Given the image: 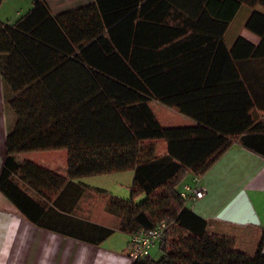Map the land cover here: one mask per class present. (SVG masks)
Segmentation results:
<instances>
[{
    "label": "trees",
    "instance_id": "trees-1",
    "mask_svg": "<svg viewBox=\"0 0 264 264\" xmlns=\"http://www.w3.org/2000/svg\"><path fill=\"white\" fill-rule=\"evenodd\" d=\"M243 7L250 10L245 28L260 42L238 37L227 49L224 33ZM0 55L6 110L15 119L5 138L0 192L33 224L54 229L46 223L73 210L88 190L104 198L120 231L135 234L166 223L161 256L131 264H264V232L254 253L241 251L233 237L209 232L180 193L188 173L203 175L235 140L264 157V121L234 134L206 119L205 108L208 113L217 102L220 67L205 80L200 67L264 58V0H94L55 16L44 0H32L14 22L0 21ZM183 60L192 66L169 68ZM183 73L187 80L178 79ZM150 99L195 124L162 125ZM63 148L67 177L15 160L20 152ZM127 170L133 178L126 199L74 182ZM70 191L75 199L67 206ZM88 225L94 236L76 237L99 244L113 233Z\"/></svg>",
    "mask_w": 264,
    "mask_h": 264
},
{
    "label": "crops",
    "instance_id": "crops-1",
    "mask_svg": "<svg viewBox=\"0 0 264 264\" xmlns=\"http://www.w3.org/2000/svg\"><path fill=\"white\" fill-rule=\"evenodd\" d=\"M11 1L15 2L13 10L3 13L7 10L5 6L11 4ZM44 1L51 15L55 16L63 11L92 3L94 0ZM25 6H28L27 10H25ZM31 7L32 0H3L0 4V21L14 22ZM249 14L248 10L242 18L243 23L240 26H237L236 17L229 24L223 36L227 49L233 47L238 37L246 39L254 46L260 42L257 35L245 28V21ZM3 63V57L0 55V172L6 157V134L15 120L13 112L6 110L4 95L8 92V87L1 76ZM168 65L172 70L180 68L182 71L192 66L189 60ZM164 66L166 67V65ZM200 67H202L203 80L207 78L210 69L220 67L219 69L215 68L214 79V85L218 90L217 102L210 112L207 113L208 108H205L207 120L234 134L247 130L255 121H264V58L218 63L204 61ZM178 79L187 80L188 73H183ZM248 102H251V105ZM148 103L162 125L195 124L191 117L179 112L175 107L165 105L156 99H150ZM157 147L159 152H164L162 142H159ZM66 153L67 160L63 167L59 169L50 165L47 168L67 177L68 150ZM15 160L17 163H22L26 159L21 158V155L17 153ZM113 173L109 174L113 175ZM131 173L130 185L127 184L125 188L126 194L130 193L132 170ZM192 178L193 175L188 173L183 184L191 182ZM74 182L92 189L101 188L94 185L87 176L74 179ZM20 184L24 188L26 187V184ZM197 184L203 188L204 195L200 199L187 202L191 211L206 221L209 232L231 236L235 240L237 249L248 254L254 253L262 232H264V157L241 146L235 140L213 165L199 176ZM108 189L111 192L106 189L102 190L117 197H124V191L119 188L108 187ZM26 192L36 197L30 188L26 189ZM74 192L70 191L69 194H66L67 206L69 201L71 203L75 199ZM64 214V216L54 215L52 221L46 223L54 229L33 224L0 192V264L132 263L128 257L131 234L118 230L117 223H112V219L116 217L105 210L104 198L86 190L79 199L75 200L73 210ZM88 223L110 227L113 229V233L99 244H93L76 237L78 235L89 236V234L91 237L94 236V229H90ZM87 229L90 230L89 233ZM117 232L120 235H127L125 248L124 245H119L116 241L110 242L111 237ZM262 253H264V245H262Z\"/></svg>",
    "mask_w": 264,
    "mask_h": 264
},
{
    "label": "rangeland",
    "instance_id": "rangeland-1",
    "mask_svg": "<svg viewBox=\"0 0 264 264\" xmlns=\"http://www.w3.org/2000/svg\"><path fill=\"white\" fill-rule=\"evenodd\" d=\"M82 1V0H77ZM11 4H7L5 6V8L7 9L6 11H4L3 13H9L11 11V9L13 10V7L15 6V2L11 1ZM25 10H27L28 6H25ZM24 10V11H25ZM249 9L248 8H241L240 11L238 12V15L236 16L235 21L238 22L237 26H240L243 23L242 18L245 16V14L247 13ZM250 11V10H249ZM182 118V117H181ZM169 119V118H168ZM67 150L66 149H52V150H42V151H24V152H20L18 153L19 155H21V158H25L28 161H31L39 166L45 167L47 168L48 166H54L55 168H61L63 167V165H65L66 160H67ZM61 172V170H60ZM115 174V175H114ZM131 170H127V171H123L121 173H113V175L111 174H102V175H94V176H87L90 178L91 182L98 186L101 187L99 189H106L107 191L111 192L108 187L110 188H119L120 190L124 191V197H122L123 199H126V197L129 195L128 193L126 194L125 192V188L127 186V184H129V182L131 181L130 179V175H131ZM199 179V177H198ZM130 185V184H129ZM184 186V184L182 185ZM199 186V185H198ZM123 188V189H121ZM203 189V188H202ZM105 190V191H106ZM121 194V193H120ZM113 220V224H116L118 219L114 218ZM124 236V237H123ZM112 239H110V242L113 241L119 245H124L125 248V244H127V235H120L119 232L115 233V235H113V237H111ZM126 238V240H125ZM154 247H152L150 249V257L152 259H157L159 257L160 251L158 248V243H156L155 245H153ZM130 250V242H129V248L128 251Z\"/></svg>",
    "mask_w": 264,
    "mask_h": 264
},
{
    "label": "built area",
    "instance_id": "built-area-1",
    "mask_svg": "<svg viewBox=\"0 0 264 264\" xmlns=\"http://www.w3.org/2000/svg\"><path fill=\"white\" fill-rule=\"evenodd\" d=\"M198 176H193L191 182L184 183L181 189V196L187 201H195L204 195V190L197 184ZM166 223L161 222L152 229L141 230L135 234H131L130 250L128 257L131 261L138 258H146L150 255V248L160 242L163 236Z\"/></svg>",
    "mask_w": 264,
    "mask_h": 264
}]
</instances>
